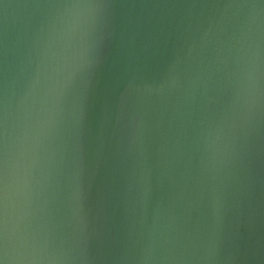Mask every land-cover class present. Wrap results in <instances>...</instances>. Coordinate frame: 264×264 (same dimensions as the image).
<instances>
[{
    "label": "clouds",
    "instance_id": "9594fccd",
    "mask_svg": "<svg viewBox=\"0 0 264 264\" xmlns=\"http://www.w3.org/2000/svg\"><path fill=\"white\" fill-rule=\"evenodd\" d=\"M48 7L84 17L69 187L64 212L46 233L37 235L23 222L25 214L13 234L5 64L0 264H242L248 238L232 217L242 210L253 186L250 174L246 182L241 180L247 170L249 137L264 126V0H194L164 6L175 9L177 38H183L180 52L156 77H146L144 67L131 62L112 84L118 93L109 111L115 138L113 213L118 219L103 229L90 224L84 206L83 122L94 81L108 60L117 10L131 15L137 6L66 0ZM229 12L242 15L230 33L225 23ZM221 34L227 38L220 39ZM213 43L215 57L210 60L205 52ZM197 57L198 71L185 79ZM229 62L232 72L227 71ZM213 63L222 75L210 89L211 77L205 74ZM50 71L55 74L57 69ZM36 75L39 78V71ZM201 83L204 90L198 100ZM224 96L223 110L215 111ZM229 121L240 132L221 148L220 134Z\"/></svg>",
    "mask_w": 264,
    "mask_h": 264
},
{
    "label": "water",
    "instance_id": "95a60500",
    "mask_svg": "<svg viewBox=\"0 0 264 264\" xmlns=\"http://www.w3.org/2000/svg\"><path fill=\"white\" fill-rule=\"evenodd\" d=\"M64 2L66 0H0V149L5 129L3 83L6 64L9 226L13 234L21 226L25 214L27 220L23 222L30 224L37 235H42L64 212L63 201L69 187L75 144L74 122L80 95L84 32V17L77 19L63 9L48 7ZM113 2L137 7L131 10V15L129 10H117L108 60L94 81L85 109L82 130L84 206L90 224L99 229L111 226L118 219L113 213L112 146L115 138L109 117L118 93L112 84L123 67L131 62L144 67L148 78L156 77L166 67L183 47V38H177L172 15L175 9L164 6L194 0ZM227 16L229 20L225 23L230 33L232 26L241 22L242 15L229 12ZM226 38L221 34L220 39ZM215 48L214 43L208 46L205 52L208 59H214ZM199 60L197 57L190 62L185 79L198 71ZM53 67L57 69L55 74L50 71ZM234 70L229 62L227 71ZM221 75L213 63L205 74L206 79L211 77L210 89L216 87L215 82ZM203 90L201 83L197 86L198 100ZM212 94L210 91L209 95ZM226 99L224 96L214 110L221 112ZM239 132V127L234 129L229 121L220 134V147L231 144ZM247 152V170L241 173V180L246 182L250 174L253 186L242 210L232 219L243 227L248 238L249 246L242 264H264V126L258 135L255 132L250 135Z\"/></svg>",
    "mask_w": 264,
    "mask_h": 264
},
{
    "label": "snow or ice",
    "instance_id": "6c2138e0",
    "mask_svg": "<svg viewBox=\"0 0 264 264\" xmlns=\"http://www.w3.org/2000/svg\"><path fill=\"white\" fill-rule=\"evenodd\" d=\"M0 136H2V132H0ZM3 224V212H2V205H0V228H2Z\"/></svg>",
    "mask_w": 264,
    "mask_h": 264
}]
</instances>
